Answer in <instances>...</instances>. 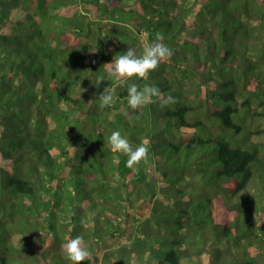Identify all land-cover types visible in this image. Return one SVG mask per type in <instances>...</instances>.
Returning a JSON list of instances; mask_svg holds the SVG:
<instances>
[{"label":"trees","instance_id":"trees-1","mask_svg":"<svg viewBox=\"0 0 264 264\" xmlns=\"http://www.w3.org/2000/svg\"><path fill=\"white\" fill-rule=\"evenodd\" d=\"M157 32L174 54L129 83L176 103L133 110L118 86L101 109L103 66ZM260 119L264 0H0V264H72L77 235L83 264H264Z\"/></svg>","mask_w":264,"mask_h":264},{"label":"clouds","instance_id":"clouds-1","mask_svg":"<svg viewBox=\"0 0 264 264\" xmlns=\"http://www.w3.org/2000/svg\"><path fill=\"white\" fill-rule=\"evenodd\" d=\"M150 35L149 32H144L142 38L147 41ZM164 39L163 33L157 32L150 43H144L142 54L138 55L134 48L128 47L126 52L115 55L110 63L103 66L107 74L115 80V83L104 87L102 93L99 94V107L101 109L110 107L115 103L118 86H126L127 104L133 110L157 102L162 106L176 103L173 96L165 97L161 90L154 85L145 84L143 88H140L135 83H129V80L134 77L147 79L149 73L157 69L162 61L172 57L174 53L164 43ZM102 81H104V77L98 76L95 85L99 87ZM83 91L85 89H82ZM108 144L112 152L122 153L128 157L127 166L129 168H135L141 162L147 161V141H142L134 146L129 142L127 136L122 135L120 131H113L108 137ZM63 251L72 264H83L90 255L88 245L80 235L69 238L63 245Z\"/></svg>","mask_w":264,"mask_h":264},{"label":"rangeland","instance_id":"rangeland-1","mask_svg":"<svg viewBox=\"0 0 264 264\" xmlns=\"http://www.w3.org/2000/svg\"><path fill=\"white\" fill-rule=\"evenodd\" d=\"M250 128L252 129V132H251L252 140L264 143V119H260L259 122L252 124ZM251 191H253V189H251ZM14 237L16 241L20 240L19 234H16ZM126 239H128V235L120 236V237L113 239V241L111 240L110 244L119 245L125 242ZM209 261H210V258L208 254L203 253L200 256L193 257V260L191 262L193 264L194 262L196 264H209ZM91 264H97V263L96 261L92 260ZM184 264H189V263L187 261H184Z\"/></svg>","mask_w":264,"mask_h":264}]
</instances>
